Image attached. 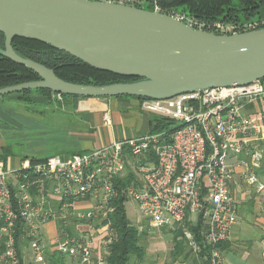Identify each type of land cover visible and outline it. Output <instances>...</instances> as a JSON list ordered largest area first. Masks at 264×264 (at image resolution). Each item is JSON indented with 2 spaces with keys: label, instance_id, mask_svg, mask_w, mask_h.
<instances>
[{
  "label": "built area",
  "instance_id": "2783aa9c",
  "mask_svg": "<svg viewBox=\"0 0 264 264\" xmlns=\"http://www.w3.org/2000/svg\"><path fill=\"white\" fill-rule=\"evenodd\" d=\"M86 1L141 10L149 4L150 12L216 35L264 29V20L240 26L205 23L163 10L159 0ZM138 101L142 111L168 120L171 126L67 158L25 160L16 168L0 162V264H24L28 254L35 264H47L43 228L48 222L62 224L56 252H74L86 262L91 254L90 232L81 228L70 232V220L76 221L74 227L100 225L103 220L97 231L103 250L108 251L114 238L108 218L118 197L134 203L141 219L156 231L183 228L187 217L193 223L199 220L202 246L184 231L188 250L198 257L205 248L204 264H223L218 246L229 240L237 224L230 190L235 166L264 204V180L255 173L264 157V78L241 87ZM128 176L130 182L121 186ZM79 202L89 206L78 212ZM17 242L27 245L17 246Z\"/></svg>",
  "mask_w": 264,
  "mask_h": 264
},
{
  "label": "water",
  "instance_id": "95a60500",
  "mask_svg": "<svg viewBox=\"0 0 264 264\" xmlns=\"http://www.w3.org/2000/svg\"><path fill=\"white\" fill-rule=\"evenodd\" d=\"M0 57L39 80L0 89V97L48 90L80 98L168 100L264 78V29L233 35L194 30L167 15L86 0H0ZM15 38L65 52L89 67L133 83L64 82L53 70L20 57Z\"/></svg>",
  "mask_w": 264,
  "mask_h": 264
},
{
  "label": "trees",
  "instance_id": "16d2710c",
  "mask_svg": "<svg viewBox=\"0 0 264 264\" xmlns=\"http://www.w3.org/2000/svg\"><path fill=\"white\" fill-rule=\"evenodd\" d=\"M159 6L163 10L175 11L209 24L220 22L233 26H240L263 20L260 16V10L264 7V0H159ZM11 46L17 55L53 70L56 77L64 82L79 85L106 86L117 83H133L140 81V79L123 78L93 69L65 52L36 41L15 38ZM3 47L4 36L0 33V49H3ZM38 80L39 77L32 71L17 66L6 58L0 57V89ZM32 94L44 97L55 95L48 90H28L8 95V97L17 96L18 98L15 100L18 104L22 103L28 105L34 103L31 96ZM60 96L71 99L80 98ZM135 99L140 100L138 98ZM43 113L44 112H37V114L40 115ZM5 123L6 118L3 119V124L6 125ZM150 125L151 130L149 133H159L170 127L171 123L162 118H151ZM10 154L9 147H0V162L6 163ZM23 160L38 162L34 158L25 157L22 161ZM255 173L257 176L264 178V157L259 167L255 169ZM130 180V176H128L126 179L120 181V185L124 187ZM126 201L124 197H118L111 203L114 207V211L110 214L108 221L113 231L114 238L108 247V255L105 259V264H129L131 260L140 263L145 259L146 249L144 240L147 231L144 230L139 232L138 228L133 226L127 219L125 211ZM188 219L189 217L186 218L183 228L179 227L172 231L168 229L162 230L163 232L167 231L171 235L172 241L169 262L165 264L205 263L204 257L207 255L208 250L203 248L198 257L193 256L187 248V242L184 236V231H188L194 236V240L202 246V223L199 220L193 223ZM144 225L147 226V222H144ZM59 228H62L61 223L59 224ZM70 232H72V228ZM22 245L26 246L27 242H23V244L17 242V246ZM218 248L221 254L229 249L227 243L220 244ZM45 256L47 264L62 263L63 257L59 252L54 254L46 253ZM19 257L22 258L20 249Z\"/></svg>",
  "mask_w": 264,
  "mask_h": 264
},
{
  "label": "crops",
  "instance_id": "0c3cea01",
  "mask_svg": "<svg viewBox=\"0 0 264 264\" xmlns=\"http://www.w3.org/2000/svg\"><path fill=\"white\" fill-rule=\"evenodd\" d=\"M31 96L34 103L28 105L38 104L45 108L49 104L54 103L60 106L61 109L69 111L72 120L66 124L65 130L70 137L74 138L76 152L60 156L64 158L79 153L77 150L88 152L117 141L143 136L151 130V118H159L142 111L139 107V101L131 97L71 99L56 94L50 97L37 94H32ZM12 100L14 99L12 98ZM27 109L26 112H29ZM19 110L20 106L18 107ZM21 161L15 160L13 161V165L10 162L9 166L16 168ZM7 164H9V159L7 160ZM262 179L264 180V178ZM230 190L237 208V224L231 231L229 240L225 242L229 249L222 253L223 264H239L242 260H249L251 264H264V258H262V252L264 251V204L259 200L253 188L247 187L244 184L242 169L239 166H235ZM88 206L89 203L79 202L76 203V210L82 212ZM75 224L76 221L70 220V225H72L70 228H81L90 232L91 254L89 260L83 262L80 255L71 252L68 255H62L61 264H105L108 251L103 250L101 245L102 237L99 235V231H97L104 226L105 222L101 220L100 225L94 222L85 223L83 226L77 224L76 226L79 225V227H74ZM132 225L137 227L138 231L141 232V226ZM58 227V222H48L44 225L43 229L48 254L56 253ZM147 227H149L148 224ZM245 232L247 235L244 234ZM252 247L261 250L258 256L259 259L251 257L249 254V250ZM143 262H135L134 264L166 263L160 256H154L153 258L147 254ZM23 263L35 264L30 255H26L23 258Z\"/></svg>",
  "mask_w": 264,
  "mask_h": 264
},
{
  "label": "rangeland",
  "instance_id": "374dc122",
  "mask_svg": "<svg viewBox=\"0 0 264 264\" xmlns=\"http://www.w3.org/2000/svg\"><path fill=\"white\" fill-rule=\"evenodd\" d=\"M142 8L145 11H150L149 4H144ZM260 16L264 20V7L260 10ZM220 24L231 26V24L226 23ZM11 98L15 100L18 97H0V147L6 146L10 148L11 154L8 165H10V162L13 165V161H20L25 157L44 159L51 156L70 155L76 152L74 138L70 137L65 130L66 124L72 120L69 111L61 109L60 106L54 103L44 108L38 104H18L16 100L14 101ZM19 106L20 110L18 111ZM26 108H28L27 111L29 112H26ZM40 111L44 113L41 115L37 114ZM4 118H6V125L3 124ZM77 151L82 153V150ZM125 211L127 219L132 224L141 226V232L147 231L144 240L146 254L153 258L154 256H160L164 262L168 263L172 249L171 235L144 225L145 221L141 219L135 204L131 201H126ZM251 230L253 231V229ZM244 234L247 235L246 232ZM260 251V249L257 250L255 247H252L249 250V254L251 257L259 259ZM134 263L135 261L131 260L129 264ZM239 264L251 263L249 260H242Z\"/></svg>",
  "mask_w": 264,
  "mask_h": 264
}]
</instances>
